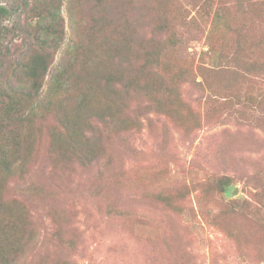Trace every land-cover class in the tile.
<instances>
[{"label": "rangeland", "instance_id": "rangeland-1", "mask_svg": "<svg viewBox=\"0 0 264 264\" xmlns=\"http://www.w3.org/2000/svg\"><path fill=\"white\" fill-rule=\"evenodd\" d=\"M91 1L59 0L63 41L53 54L42 90L73 34L80 35L83 26L98 16ZM241 1L243 10L235 12V22L243 24L250 36L264 33V19L255 15L264 11L260 4L264 0ZM19 4L20 0H0L10 9L3 22L7 27L3 50L14 57L21 56L37 18ZM177 7L185 15L195 13L191 0H173L170 8ZM210 26L208 21L200 37L188 41L184 49L185 55L190 53L196 81L201 80L200 65L220 63V55L203 54ZM232 41L223 29L217 34V44H227V50L234 46ZM228 69L236 74L221 69L212 76L215 84L240 93L264 91V85L237 75L238 62ZM181 89L192 106L206 105V92L190 84ZM166 104L171 107L169 100ZM226 108L221 105L217 118L202 119L189 132L146 110L148 119L140 118L141 130L112 135L106 154L86 165L52 156L47 131L52 119L48 127L38 122L30 129L34 149L27 170L23 176L10 177L4 192L5 198L25 207L35 230L34 241L18 264L64 260L71 264H264V226L245 209L219 214L226 202L258 198L261 183L253 172L264 167V124L237 119ZM214 175L229 176L231 186L223 194H204V185ZM183 189L187 191L183 213L171 211L153 197ZM216 220L221 228L214 224Z\"/></svg>", "mask_w": 264, "mask_h": 264}, {"label": "trees", "instance_id": "trees-1", "mask_svg": "<svg viewBox=\"0 0 264 264\" xmlns=\"http://www.w3.org/2000/svg\"><path fill=\"white\" fill-rule=\"evenodd\" d=\"M20 1L22 11L37 14V18L19 57L3 50L7 33L3 22L10 9L0 5V264H18L35 238L28 211L18 201L5 198L4 192L10 177L23 176L27 170L34 149L30 129L38 122L41 127L52 119L49 127L47 124L52 156L83 165L106 154L112 135L141 130L144 124L140 118L148 119L146 110L165 116L184 132L202 119L217 118L221 105L237 119L260 127L264 124V91L234 92L212 79L221 69L234 72L228 68L238 62L237 75L264 85V33L250 36L245 26L234 20L235 12L243 10V1L191 0L195 13L190 16L179 7L170 8L173 0H92L91 9L98 16L83 26L80 35L73 34L45 90L53 54L63 41V21L57 11L60 2ZM255 15L264 19L262 10ZM208 21L211 31L203 54L220 55V63L200 65L201 80L196 81L190 53L185 55L184 49L188 41L200 37ZM221 29L233 36L234 46L229 50L227 44H217ZM185 84L206 92V105L200 109L192 106L182 95ZM253 174L261 183L258 198L226 202L219 214L245 209L264 226V167ZM230 186L229 176L214 175L203 193L223 194ZM186 192H158L153 197L179 214L186 207ZM225 231L238 240L236 234Z\"/></svg>", "mask_w": 264, "mask_h": 264}]
</instances>
